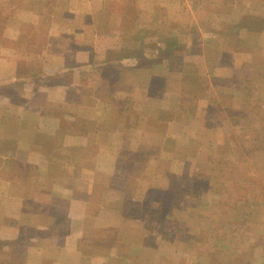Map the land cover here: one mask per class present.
Instances as JSON below:
<instances>
[{
	"label": "rangeland",
	"instance_id": "rangeland-1",
	"mask_svg": "<svg viewBox=\"0 0 264 264\" xmlns=\"http://www.w3.org/2000/svg\"><path fill=\"white\" fill-rule=\"evenodd\" d=\"M54 3V14H43L37 9L31 11V15L35 16L32 20L33 26L25 20L29 19L28 14L19 10L28 7L27 3H7L2 7L3 11L0 10V42L9 40L4 33L7 27L11 37L31 46L30 50H24L23 55L18 58L22 62L23 71H26L23 78L29 80L27 85L23 80L21 92L18 93V84H10L11 88H15L8 92L12 95L8 96L7 103L4 102L5 98L0 100L1 134H9L11 137L15 132L12 124L14 117L18 116L11 114L12 109L17 111L21 108V117L33 121L36 108L38 112L41 111V115L38 114V129L44 134L38 143L45 145L52 141L57 142V138H62L63 132L67 134L69 129L78 136L79 132L72 129L75 118L71 116L72 121L66 122L69 116L63 113L73 104L51 99L47 95V98L42 97L43 85H37V93L31 95L25 88L41 83L46 77V72H41L40 67L47 55L57 51L56 46L63 47L67 44L72 48L76 39L79 48H85L83 43L78 42L76 33L70 29L71 32L66 33L65 29L71 23V17L65 14L66 10L62 9L64 6L60 2ZM140 4L142 7L139 8V4L132 6L126 0L108 1L101 13L96 11L92 4L89 8L86 7L87 14L91 16H94L93 13L101 15L124 11L132 14L133 18L137 16V22L140 24V32L135 35V30L134 36L128 41L125 35L111 36L117 38L116 42L122 38L118 54L125 60L122 64H113L108 74L112 76L115 85L111 86L108 82L102 86L104 92L113 88L114 91H119L120 99L115 108L120 113L114 112L111 115L112 121L117 123L114 136H111L113 133L109 135L111 128L104 127L109 124L107 122H103L101 129L97 128V131H94V126L86 131L87 144L93 139L98 140L99 136L101 140L107 138L106 141H109L113 138L123 142V145L111 149L117 156L114 164L118 173V179L112 181L119 191H124L122 188L125 186L132 190L134 188L135 198L132 204L128 203L126 206L127 216L121 214L124 218L132 217V220L126 219V223L122 222L126 227L125 236L133 240L134 247L128 249L133 251L134 255L130 260L132 264H264V50L226 49L230 39L224 36L225 32H238L248 25L258 28L257 23L264 22L257 20L252 14L254 10L249 8L252 0H144ZM239 5L246 6L250 16L232 19L236 24H226L229 19L228 12L241 9ZM47 6L48 3L37 4L41 12H47L50 9ZM207 6L209 8L206 11ZM210 13L214 14V17L210 18ZM11 14L20 15L21 20L13 18ZM143 14H149L145 19V24L149 26V29L145 30L147 32H142L146 28L142 26ZM193 17L197 19L193 21ZM125 24L119 29H133L129 24ZM86 26L88 42L91 43L97 34V28L92 21ZM246 34L243 35L246 41L251 42V38ZM47 45H52L54 49H45L44 46ZM130 52H134L132 58H129ZM69 53L81 58L72 49ZM239 62L242 64L239 65ZM37 69L39 71L35 73ZM98 70L91 69L92 72L96 71V76ZM30 71L36 75H32ZM68 72L73 74L75 71L69 67ZM224 72L227 73L225 79L222 77ZM52 73L54 76L58 74L57 71ZM132 77L137 78V85L127 93L126 84L130 86L131 82H122ZM228 87L235 91L244 89L245 98L241 107H238V100L227 98ZM89 90L93 92L92 89ZM255 91L260 97L253 98ZM161 100L165 103L164 108L159 104ZM199 117L203 118L204 126L206 122L212 124L213 120L220 126L225 118L229 119V127L224 125V137L233 145L234 154L240 164L239 170L229 173L232 177L230 180L224 179L227 184L224 188L222 181L217 183V194L207 188L208 181L204 178L205 162L195 164L201 166V178H192L178 172L169 179L167 188L164 189L161 182V188L149 187L146 192L140 194L138 190L144 183V179L140 178L147 174L148 166L153 170H162L161 163L164 158L159 159L161 154L185 155L197 149L191 142L187 146L185 144L197 138L194 134L198 133V128L192 119ZM74 126L77 127L78 123ZM131 140L134 146L129 147ZM159 142H165L166 147H159ZM215 144L217 145L214 148L219 154L229 150L227 142ZM207 149L211 151L213 146ZM32 152L33 150L30 151L29 147L23 144L19 146L0 138V158L3 160L0 162V170L11 185L16 177L33 170V167L23 162L25 156ZM80 153L92 158L97 154L92 146L87 145L83 149L80 148ZM105 154L112 155V152ZM14 156L18 158L13 159ZM92 158L85 159L86 164H93L95 160ZM141 159L142 162L150 159L155 163L147 162L148 164L141 165ZM134 160L139 162H133ZM43 164L35 163L42 172L45 171ZM186 166L192 167V164L187 163ZM140 173L143 176L137 177ZM130 174L134 177L129 178ZM14 195L16 193L7 196L12 197V202L10 207L6 203V210L3 211L0 205V264H14V250L11 245L17 240L9 235L17 232V239H25L29 234H32V237L39 236L40 232L37 231L42 230L12 226L14 221L9 215L14 209V200L17 197ZM117 196L120 200L119 194H113L110 199H116ZM20 206L21 209L29 210V207L24 208L23 204ZM259 216L261 226L255 224ZM137 217L144 218L140 221ZM21 221L30 222L23 216ZM159 232L164 240H153L160 236ZM242 234L244 236L239 246L234 239H242ZM228 235L232 236L230 239L233 238V243L235 241L233 251L227 246L223 249L225 239H229ZM171 238L175 242H172ZM9 240L14 243H9ZM166 258H169L170 262H165Z\"/></svg>",
	"mask_w": 264,
	"mask_h": 264
},
{
	"label": "crops",
	"instance_id": "crops-1",
	"mask_svg": "<svg viewBox=\"0 0 264 264\" xmlns=\"http://www.w3.org/2000/svg\"><path fill=\"white\" fill-rule=\"evenodd\" d=\"M55 1L56 4L60 2L64 6L62 9L65 8L66 10L65 14L69 18L71 17V23L65 29L66 33L71 31L74 34L76 33L75 37L79 43H83L85 48H79L76 39L72 48L67 44L63 47L62 45L56 46L57 51L50 53L49 56L47 55L40 67L42 68L41 72H46V77L39 84L28 85L25 90L28 89L30 95L32 93L36 94L38 90L37 85L38 87L39 85H43L41 88L43 91L42 97L47 98V96H50L51 99H58L57 101L73 104L67 112H63L69 116V119L66 121L65 118H62V120L70 122L72 121L70 117L73 116L75 124L78 123V126L76 127L73 124L72 129L79 133L77 136L69 129L67 130V134L63 132L62 138H57V142L52 141L48 145L39 144V138L44 134L38 129L40 118H38V114L41 115V111L39 110V113L36 108H34L35 120L33 121H28L24 117H21L23 113L21 108H18L17 111L11 110V114L18 116L13 119L12 125L15 132L11 137L8 136L9 134H6V136L2 135L0 127V136H3L0 138L2 140L12 141L19 146L23 144L29 147L30 151L33 150L28 156L23 157V162L30 165L31 168L33 167V170L31 169L25 174L16 177L17 179H15L14 184L11 185L8 179L5 180L0 170V205H2L3 211L7 207V204L10 207V202H12L10 198L12 197L8 198L7 196H12L13 193H16L14 195L17 196L14 200V209L10 212L12 214L9 215L14 221L12 226L18 225L21 228L24 226L23 228L34 230L38 228L42 229L37 231L40 232L39 236L32 237V234H29L25 239H17V232L9 235L17 240L15 243L13 240H9V243H14L11 245L14 250V264H132L130 259L134 256L133 251H128V249L134 247L132 244L133 240L125 236L124 229L126 227H124L125 224L123 225L127 220H132V217L124 218L121 214L127 216L126 206L128 203H133V199L135 198V194L133 195L134 188L132 190V188L125 186L122 188L124 191H119L116 186H113L112 181V179H118V173L114 164L117 156L113 154L114 151H111V149L112 147L123 145V142L116 141L113 138L109 141H106L107 138L101 140L99 136L98 140L93 139L92 142L87 144L86 131L90 130L92 126H94V131H97V128L101 129L103 122L109 123L104 126L111 128L109 135L116 129L117 123L112 121L111 115L114 112L120 113L115 108L116 103L120 99L119 91H114L113 88L111 91L104 92L102 86H105L108 82L111 86L115 85L112 76L108 74L113 64L125 62L123 57H119L118 54L122 39L120 37L125 35L128 41L130 37L134 36L135 30V35L140 32V24L137 22V16L133 18L132 14L124 13V11L100 15L101 11H104L106 2H117V0H0V10L7 3H27L28 7L25 6V8H20L19 10L23 14H28L29 19L25 20H27L26 22L30 26H33L32 20L35 16L31 15L33 14L31 11L37 9L43 14H54ZM141 1L143 2L144 0H126L132 6L139 4V8L142 7ZM40 3H48L49 6L47 7L50 9L47 12H44L45 10L41 12L39 7L37 8V4ZM90 4L100 13H93L94 16L87 14L86 7L89 8ZM238 7L241 9L232 13L228 12L229 19L226 24L233 25L237 22L231 21L232 19L250 16V14H247L249 12L246 6L239 5ZM208 8L207 6L206 11ZM249 8L254 10L252 14L255 15L254 17L257 20L259 19L264 22V0H252L251 7ZM219 13L225 14L223 12ZM148 15H142V26L146 27L142 32H147L145 30L149 29V26L145 24V19ZM210 15V18L214 17V14L210 13ZM11 16L21 20L20 15L11 14ZM196 19L193 17V21ZM90 21L96 26V35H98V37L96 35L95 38L93 37L91 43L88 42L89 34L86 32V24ZM123 23H126L125 26L129 24L133 29H119ZM257 25L258 28L248 25L241 28L238 32H225L224 36L230 39V43L226 49L233 51L239 49L243 51H263L264 23H257ZM4 33L5 37L9 40L0 42V100L5 98L6 101L4 102L7 103L8 96L12 95L8 94V92L15 89L11 88V85L18 84L17 92L20 93L23 80L26 85L29 81L23 78V74L26 75V71H23L22 62L18 58L23 55L24 50H30L31 46L30 44H22L18 39L11 37L7 32V27L4 29ZM245 33H247L246 36L248 35L251 38V42L246 41V38L243 36ZM117 35L120 36L119 42L115 41L117 38L111 37ZM44 47L48 50L54 49L52 45ZM70 49L75 54L80 55L81 58H78L77 55H71L69 53ZM133 54L130 52L129 58H132ZM24 56L26 55L24 54ZM33 60L37 61L34 58ZM241 64L239 62V65ZM69 67L75 71L73 74L68 72ZM92 68L94 70L99 69L97 76L96 71H91ZM38 71V69L35 70V73ZM52 71H57L58 74L54 76ZM90 72H92V75ZM30 73L32 72L30 71ZM35 73L33 72L32 75H36ZM259 74L262 73L259 72ZM222 75L223 79H225L227 73L224 72ZM128 82H131V85L128 86L126 84L125 91L127 93L137 85V78H128V81H123L122 83ZM228 88L229 90L226 94L229 96L227 98L238 100V107H241V103L245 98L244 89L235 91L231 87ZM50 93H57L58 95H51ZM162 97H164V94ZM257 97H260V94H256L255 91L253 98ZM159 104L163 108L165 107V103L162 100ZM220 105L223 106L224 104ZM29 112H32V108L29 109ZM192 120L195 121L198 128V133L194 134L197 138L195 139L190 136L193 139L189 140L185 145L187 146L191 142L197 149L185 155H168L165 153L164 156L162 154L158 155L159 159L162 160L164 158V162L161 163L162 170H153L151 166L147 165V174L144 176L141 173L137 175V177L143 176L140 180L144 179V183L141 184V188L138 190L140 194L146 192L149 187L153 189L161 188V182H163L162 186L164 189L167 188L168 184H170L169 179L174 177L178 172H182L181 175H188L192 178H201V175H199L201 166L195 165L199 164L198 162L206 163L204 178L208 181L207 188L213 194H217V183L222 181V188H224L227 185L224 179L232 177L229 175L231 171L239 170L240 164L234 154L233 145L224 137V125L229 127V119L225 118L226 122L223 120L220 126L214 120L213 123L211 122L213 125L206 122L204 126L202 117L193 118ZM112 135L114 136V133ZM219 142L223 144L228 143L229 150L227 153L219 154L216 152L217 150L214 146L217 145L215 143ZM86 145L92 146L95 154L97 153L93 158L80 153V148L83 149ZM103 145L105 146L102 150ZM131 146H134L133 140H131L129 147ZM174 146L176 147L175 144ZM210 146H213L211 151L207 149ZM159 147L165 148L166 143L159 142ZM204 148L206 149L204 150ZM203 151L204 153H202ZM107 152H112V155L105 154ZM17 158L18 156L13 157V159ZM91 158L95 160L93 164H86L87 161L85 159ZM142 160L140 161L142 162ZM1 161L3 160L0 158ZM37 162L44 163L45 171H39V166L35 165ZM133 162L137 163L139 160H134ZM147 162L155 163L154 160L146 159L141 165H146L148 164ZM186 162L189 165L192 164V167L186 166ZM172 170L174 173H172ZM127 172L128 169H126ZM133 177L132 174L129 175V178ZM127 191H129V194H127ZM113 194H119L120 200H118V196L116 199H110ZM22 204L24 208L29 207V210L21 209L22 206L20 205ZM21 216L26 217L27 221L30 222L23 223ZM142 218L144 217H137L140 221ZM261 223L262 221L259 216V220L255 224L261 226ZM159 234L158 238H153L152 236L153 240H162V235L160 232ZM243 236L244 234L241 235L242 239H234L237 240L239 246L241 245ZM230 237L232 236L228 235L227 238L229 239H225L223 249L228 247V249L230 248L233 251L235 250V241L233 243V238L230 239ZM172 242H175V240ZM165 262H170L169 258ZM9 263L11 262L9 261Z\"/></svg>",
	"mask_w": 264,
	"mask_h": 264
}]
</instances>
